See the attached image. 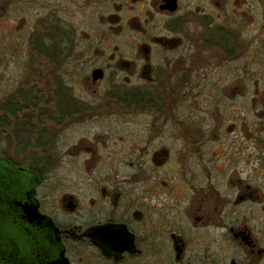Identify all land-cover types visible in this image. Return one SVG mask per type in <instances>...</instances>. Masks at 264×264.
Masks as SVG:
<instances>
[{
	"label": "flooded vegetation",
	"instance_id": "obj_1",
	"mask_svg": "<svg viewBox=\"0 0 264 264\" xmlns=\"http://www.w3.org/2000/svg\"><path fill=\"white\" fill-rule=\"evenodd\" d=\"M44 1L0 0V264H264V132L226 79L264 0Z\"/></svg>",
	"mask_w": 264,
	"mask_h": 264
},
{
	"label": "rangeland",
	"instance_id": "obj_2",
	"mask_svg": "<svg viewBox=\"0 0 264 264\" xmlns=\"http://www.w3.org/2000/svg\"><path fill=\"white\" fill-rule=\"evenodd\" d=\"M51 1L54 0H45L44 3L48 4V2L50 3ZM6 23L5 15H0V24H2L0 27L3 29V32H5ZM0 42V50L3 51L0 52V95H6L7 97L8 94H6V89L8 88V83H10V77H8V75L19 76L21 62L15 60L13 56L6 54L7 51L10 52L12 50L13 45L5 43V38L1 36V33ZM241 46L243 55L239 57L240 59L237 61V69L231 74H226L227 80L228 78L231 79L233 76L237 81V96L233 103V106L236 107L237 110L236 123L241 132H243L244 121L249 123L250 132H264V38L242 42ZM41 70H44L43 66ZM221 75L224 74L221 73ZM46 81L47 85L44 90L47 89L52 92V86L48 88L49 79ZM28 85L30 86L31 84ZM39 85L42 87V83ZM30 92L33 95L34 92L32 89ZM32 95H28L30 99ZM47 96H49V94ZM250 98L252 103L251 106L249 105ZM49 107H51V105ZM209 107L211 106L204 104L205 112ZM220 107L224 110V105H222V103ZM49 112L51 111H48L45 117H40L38 119L39 124L35 127L36 129H40L42 132H56L54 131L56 127L53 123V118ZM204 117H207V113L204 114ZM28 122L30 127L27 128L32 132L33 129L31 128L35 126L33 123H36V121L32 123L31 118H29ZM227 138L232 139L233 136Z\"/></svg>",
	"mask_w": 264,
	"mask_h": 264
}]
</instances>
